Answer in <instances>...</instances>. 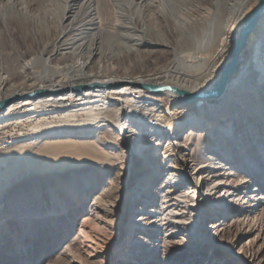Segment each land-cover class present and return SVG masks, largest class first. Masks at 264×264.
<instances>
[{
	"label": "bare ground",
	"instance_id": "obj_1",
	"mask_svg": "<svg viewBox=\"0 0 264 264\" xmlns=\"http://www.w3.org/2000/svg\"><path fill=\"white\" fill-rule=\"evenodd\" d=\"M195 1L64 0L56 21L41 1L0 0V101L16 98L0 108V148L28 146L33 172L54 176L0 200V264H140L135 252L175 264L207 243L232 256L216 241L236 222L238 240L262 238L264 0ZM151 21L176 31L175 46L149 35ZM108 46L135 58L171 48L175 61L120 72ZM43 90L52 93L31 95ZM64 160L77 168L45 167ZM251 247L243 260L257 258Z\"/></svg>",
	"mask_w": 264,
	"mask_h": 264
},
{
	"label": "rangeland",
	"instance_id": "obj_2",
	"mask_svg": "<svg viewBox=\"0 0 264 264\" xmlns=\"http://www.w3.org/2000/svg\"><path fill=\"white\" fill-rule=\"evenodd\" d=\"M39 2H42V7L47 10V14L50 16H54V19L57 21L59 15H61V9H62V3L64 0H38ZM187 4L196 3L198 1L195 0H186ZM61 13V14H60ZM147 24H149L148 21H146ZM139 27V26H138ZM150 31L148 32L149 35H159L162 37H166L167 40L170 42L171 46H175V40L177 38L176 31L173 29H169L168 25L163 21H157V22H150ZM140 28V27H139ZM52 33H56L55 28H51ZM4 44L8 45L9 42L13 43L15 46H18L17 40L9 41L6 37H3ZM150 51H146L139 55V57L135 58L133 55L125 56L124 54L121 55V52L116 47H107L106 50H108L112 54H119L120 58L119 60L122 61L120 65L116 66L120 72H124L125 70L128 71H138L143 66L147 68H153L155 64H168L173 63L174 59V51L172 49L163 50V48L159 47H151ZM228 54L225 53L224 57L220 58V61H223L225 59V56ZM137 59V60H136ZM151 60H154L155 63H152ZM173 61V62H172ZM141 62V63H140ZM219 64V63H218ZM238 70V69H237ZM137 96V95H135ZM161 102V106H163V109L170 108L171 105L165 97L161 96L159 97ZM160 103V102H159ZM184 135L185 132H182ZM104 135V133H102ZM101 135V134H100ZM104 138V137H103ZM21 151V147L18 143L16 144H8L3 148H0V200L4 199L5 197H8L11 195L15 190L23 189L25 191L30 190H43L44 187L49 184L53 179L54 176L50 175H42L41 173L36 174L33 171L35 170L38 165H33V162L29 159L30 151L28 150V146L23 147ZM26 150V151H25ZM93 152V150H92ZM94 153V152H93ZM31 154H33L31 152ZM30 154V155H31ZM26 155V156H25ZM68 160H64L61 163L58 162H52L49 166H45L46 168L57 171L61 167V165L64 167L62 170L64 171H70L73 169H76L77 167L72 165ZM64 164V165H63ZM69 164V166H68ZM66 165V166H65ZM74 166V167H73ZM45 167L40 166L41 169H45ZM69 167V168H68ZM60 172V170H59ZM57 171V173H59ZM52 173V172H50ZM56 173V172H55ZM80 217V216H79ZM210 219V220H209ZM211 223V217L208 218L207 224ZM242 223L236 222L231 230L225 234L223 239H220L216 241L218 243V246L226 247L229 244L230 251H232L234 254L232 256L227 255L220 247H212L210 244H206L200 249V254H198V259L195 261H191L190 256H187L188 253H183L181 256H177L173 259V263L175 264H185L189 262V264H199L204 258V255L210 252V260H207L206 262L210 261V264H213L214 261H219L218 264H264V228L261 229L260 235L262 236L261 239L256 240L255 234L251 236H246L244 239L238 240L239 238V231ZM6 230V229H5ZM1 233V232H0ZM3 233V231H2ZM73 234V233H72ZM145 238L147 239V234H144ZM44 237H51L49 236V233L46 232V235ZM108 237L111 239L113 237L112 234L108 235ZM135 236H132L130 239H134ZM125 237L120 238V243L123 244ZM129 239V241H130ZM139 239V238H138ZM250 239H253L250 241ZM140 240V239H139ZM128 241V239H127ZM128 241V242H129ZM140 242V241H139ZM208 242V241H207ZM139 244V243H138ZM137 245V244H136ZM139 246V245H138ZM252 246V252L254 250L258 251L257 258L253 261L249 260H243V252L247 247ZM187 249V246L184 247ZM57 250V249H56ZM56 250H52L49 252V254L53 255ZM137 251V248H136ZM139 251V250H138ZM190 251V250H189ZM173 252V251H172ZM250 252V251H249ZM174 253V252H173ZM138 254L139 257L135 258L136 261H139L140 264H144V257L141 256L140 252H135V255ZM240 254V255H239ZM222 257H224L223 261H221ZM140 259V260H139ZM142 260V261H141ZM189 260V261H188ZM226 261V262H225ZM124 262H120L118 264H123ZM97 264H109V260L107 258L99 261ZM111 264V263H110ZM113 264V262H112ZM126 264V263H125ZM217 264V263H214Z\"/></svg>",
	"mask_w": 264,
	"mask_h": 264
},
{
	"label": "water",
	"instance_id": "obj_3",
	"mask_svg": "<svg viewBox=\"0 0 264 264\" xmlns=\"http://www.w3.org/2000/svg\"><path fill=\"white\" fill-rule=\"evenodd\" d=\"M256 15L257 14L252 15L251 18L247 21L246 27L244 28V33L245 34L243 35V38L236 45L235 51L233 53L232 60L223 68V70L221 72L220 80L218 82V84H221L220 85V93L224 91L226 83H227L230 75L233 72L237 71V59H238V56H239L240 49H241V47L244 44V40L246 39V36L248 35V33L250 32V30L252 29V27L254 25L253 19L256 18ZM251 19H252V21H251ZM248 25H250V26L248 27ZM145 88H147V89H149L151 91H154V92L166 89V90L174 91V92H176L179 95H182V94L186 93V91L180 90L177 87H173V86H169V85H163V86L146 85ZM61 92H63V91L62 90L61 91H55L53 93L54 94H58V93H61ZM50 93H52V92L43 90V91L34 92L31 95L40 96V95H47V94H50ZM15 99L16 98H11V99L0 101V108H3L5 106H7L8 104H10Z\"/></svg>",
	"mask_w": 264,
	"mask_h": 264
}]
</instances>
